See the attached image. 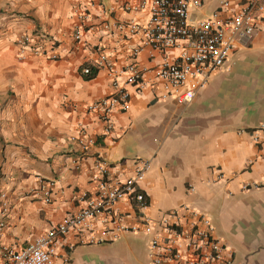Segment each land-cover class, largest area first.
Wrapping results in <instances>:
<instances>
[{"label":"crops","instance_id":"crops-1","mask_svg":"<svg viewBox=\"0 0 264 264\" xmlns=\"http://www.w3.org/2000/svg\"><path fill=\"white\" fill-rule=\"evenodd\" d=\"M143 0H0V250L23 249L43 232L84 207V193L94 194L91 176L96 158L111 165V175L133 176L141 160L151 164L140 189L149 200L145 211L159 221L188 211L208 216L231 264H264V23L238 43L229 64L199 90L189 105L159 99L163 82L157 70L178 50L165 54L146 46L133 59L142 34L107 31V23L146 24ZM192 19L211 16L224 2L233 15L245 0H202ZM91 18L82 21L80 11ZM92 28V30H90ZM78 29L83 37L76 40ZM46 33L56 46L44 55L22 52L23 34ZM103 50L116 69L132 63L145 70L142 86H127L130 109L112 114L106 134L102 114L89 106L115 92V78L105 69L87 79ZM52 55H57L53 59ZM195 82L191 81L186 88ZM259 136V142L254 135ZM96 141L79 165L80 146L72 137ZM52 190L46 203L42 191ZM8 204L7 214H3ZM126 224L141 222L127 201L117 206ZM188 209V211H187ZM186 217V218H185ZM189 220V219H188ZM68 241H72L69 239ZM66 249L62 250L64 255ZM69 262L57 264H151L148 238L125 234L114 243L79 245Z\"/></svg>","mask_w":264,"mask_h":264},{"label":"built area","instance_id":"built-area-1","mask_svg":"<svg viewBox=\"0 0 264 264\" xmlns=\"http://www.w3.org/2000/svg\"><path fill=\"white\" fill-rule=\"evenodd\" d=\"M202 6V0H143L135 10L148 11L149 20L146 24L132 21L127 24L107 23L104 26L107 31L128 30L132 34L143 35V44L131 52L133 59L146 46L163 54L179 51L172 59H166L157 70V77L163 82V92L159 99L174 98L180 105L191 104L211 76L227 68L236 45L255 34L258 22L264 23V0H245L233 15L224 14L230 8V3L224 2L211 16L193 20L192 10H199ZM79 17L82 21H88L91 18L89 10L80 11ZM82 37L83 31L78 29L75 39L81 40ZM17 44L22 52L31 50L39 56L46 54L49 48L53 49L57 43L50 35L39 32L36 35L23 34ZM52 58L57 59V55H52ZM92 68L98 71L105 69L115 78H126L124 84L114 81L115 92L112 95L89 106V111L102 114L106 122V134H110L114 129L113 112L116 109L128 111L131 107L127 86L141 87L145 70L136 63L121 70L116 69L103 50H99L94 65L83 68V75H90ZM191 81L195 84L186 88ZM71 140L81 149L75 161L79 165L90 156L96 141L85 136H74ZM254 140L259 142L257 134ZM150 167L148 160H141L133 176L122 178L111 175V165L107 160L96 158L91 176L96 192L82 195L84 207L40 234L23 249L2 248L0 264H57L60 258L67 263L68 251L77 246L114 243L125 234L144 235L148 238V258L151 264H231L224 256L225 246L208 216L187 209L189 220L183 224L184 218L177 214L167 215L159 221L146 215L149 200L139 186ZM255 187H264V182ZM42 194L45 202L51 203L52 190L44 188ZM0 197L6 199L3 193ZM123 201L134 206L140 214V223L126 224L122 220L117 206ZM8 208V204H4V215ZM5 225L1 222L0 229ZM64 249L67 253L62 255Z\"/></svg>","mask_w":264,"mask_h":264},{"label":"trees","instance_id":"trees-1","mask_svg":"<svg viewBox=\"0 0 264 264\" xmlns=\"http://www.w3.org/2000/svg\"><path fill=\"white\" fill-rule=\"evenodd\" d=\"M97 75V70L95 68H92V73L90 75H87V79H93Z\"/></svg>","mask_w":264,"mask_h":264}]
</instances>
